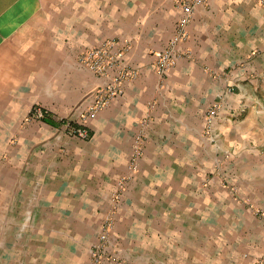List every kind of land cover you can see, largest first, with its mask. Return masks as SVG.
I'll list each match as a JSON object with an SVG mask.
<instances>
[{
  "label": "crops",
  "instance_id": "obj_1",
  "mask_svg": "<svg viewBox=\"0 0 264 264\" xmlns=\"http://www.w3.org/2000/svg\"><path fill=\"white\" fill-rule=\"evenodd\" d=\"M181 14L175 0H0V264H91L122 178L111 236L122 262L100 264L264 259V222L233 198H264V4L195 7L161 80L156 54ZM105 40L129 46L137 77L81 140L68 126L107 81L77 56Z\"/></svg>",
  "mask_w": 264,
  "mask_h": 264
},
{
  "label": "built area",
  "instance_id": "obj_2",
  "mask_svg": "<svg viewBox=\"0 0 264 264\" xmlns=\"http://www.w3.org/2000/svg\"><path fill=\"white\" fill-rule=\"evenodd\" d=\"M211 0H175L182 14L179 17L175 30L169 39L166 48L156 54L154 69L156 74L163 80L173 69L181 57L179 44L186 38V27L189 24L192 12L195 7L203 6ZM264 4V0H253ZM129 46L122 44L118 40H105L99 46L86 49L77 56L79 64L87 68L99 78L106 79L107 84L98 87L92 91V103L81 115L80 127H70L68 134L81 140L89 139V131L86 123L89 119L95 117L97 113L105 108L110 102L121 94L122 85L125 82L134 80L137 77V71L131 68L125 60V55ZM218 115V107L211 108L207 113V124L212 122ZM32 116L41 119L44 116L39 107L33 108ZM142 137L139 135L135 139L133 157L131 159V168L135 169L137 159L141 153ZM93 261L98 262L96 252H93Z\"/></svg>",
  "mask_w": 264,
  "mask_h": 264
},
{
  "label": "rangeland",
  "instance_id": "obj_3",
  "mask_svg": "<svg viewBox=\"0 0 264 264\" xmlns=\"http://www.w3.org/2000/svg\"><path fill=\"white\" fill-rule=\"evenodd\" d=\"M134 145H135V141L133 144V148H132V152H131V156L129 159V168L131 173H134L135 171H137L138 168V162L142 156L143 153V145H144V139L142 137V146H141V153L140 156L137 159V165L136 168L133 169L131 168L130 164H131V159L133 157V151H134ZM126 178H122L119 180L118 184H117V188L116 190L113 192L112 196H111V209L105 214L103 222H102V226L100 228V232L98 234V243L91 249L90 251V260H91V264H100L102 263V261L106 260H111V261H115L117 263H121V259H120V253L122 252L123 247H121V245L119 243H112L111 241V236L113 235V231H114V225H115V215L117 213L118 207H119V201L121 200V198L123 197V192L125 190L126 187ZM234 192V191H231ZM233 198L235 201H239L242 202V204L246 205L249 208V212L251 214L252 217H254V219L264 222V198H262L261 196H255V195H249L247 197H244L243 199H239L238 196L233 195ZM110 249V253L107 252V250ZM93 252L97 253L98 256V262L96 263L95 261H93ZM242 253V252H241ZM238 253V254H241ZM244 253V252H243ZM245 254V253H244ZM247 255V254H245ZM236 253H234V256H231L232 258L229 259L230 261L227 262V264H264V259H251L248 257H244V258H239ZM193 260H186V264L191 263L192 264ZM201 262L204 264H212L213 262H215L213 259L212 260H201ZM217 262H220V260H218Z\"/></svg>",
  "mask_w": 264,
  "mask_h": 264
}]
</instances>
